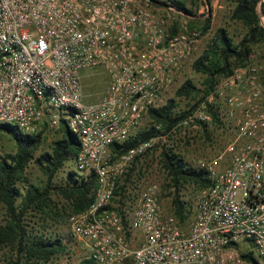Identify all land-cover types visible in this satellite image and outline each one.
<instances>
[{
    "label": "built area",
    "instance_id": "2783aa9c",
    "mask_svg": "<svg viewBox=\"0 0 264 264\" xmlns=\"http://www.w3.org/2000/svg\"><path fill=\"white\" fill-rule=\"evenodd\" d=\"M181 13L168 5L159 15L141 0H0V123L33 134L44 120L58 127L64 119L77 136L75 170L94 174L97 186L90 206L69 214L68 230L86 244L88 264H264V82L258 66H238L221 77L166 133L123 152L111 147L128 140L150 108L166 103L192 57L200 31L169 25L171 14ZM93 67L105 71L107 83L98 100L87 102L82 71ZM209 104L220 106L223 124L214 123ZM214 125L228 139L196 164L210 183L188 198V221L163 208L157 180L131 191L125 213L111 207L137 157L160 139ZM54 260L68 264L62 255Z\"/></svg>",
    "mask_w": 264,
    "mask_h": 264
},
{
    "label": "trees",
    "instance_id": "16d2710c",
    "mask_svg": "<svg viewBox=\"0 0 264 264\" xmlns=\"http://www.w3.org/2000/svg\"><path fill=\"white\" fill-rule=\"evenodd\" d=\"M163 5H173L177 10L190 18H201L203 24L200 33L207 32L210 18L196 15L190 8L179 0H155ZM208 6L211 0H192ZM231 18L239 22L244 28L242 38L235 42L225 28H219L215 36L207 43L203 52L193 61L192 67L196 72L205 76L202 87L197 86L191 79H186L176 89L178 97H189L202 94L190 108L178 107L175 98L167 99L158 108H150L146 115L150 119L149 125L134 132L122 144H112V149L118 152L166 133L176 125L191 109L209 94L215 83L223 76L230 74L236 67L244 65L254 52V45L264 42V27L260 24V17L264 16V0H232ZM203 17V18H202ZM190 29L196 28L193 22H188ZM175 29L173 28L172 31ZM264 82V73L262 75ZM195 97V96H194ZM208 110L212 114L216 125H221V109L217 104H209ZM159 126V127H157ZM61 136L55 139L50 151H45L35 158L40 169L46 175L43 184L27 183L26 168L34 157L42 142V131L27 134L17 126L0 123V131L8 133L16 142V151L0 157V203L4 208L3 221L0 223V247L6 250L5 264H48L56 257L68 251L67 243L62 238L46 236L40 230L37 220H45V216L52 212L51 204L69 206L71 213L87 209L93 202L97 186L94 174L82 175L76 170H68L58 181L57 173L66 163H73L80 148L77 136L68 128L64 119L58 126ZM161 165L165 172V196H170V212L181 223L188 221L193 212L191 200L185 197L184 190L188 186L201 189L210 183L206 172L189 164L185 158L171 147L164 148L161 153ZM135 160H139L137 157ZM135 162L121 179L114 192L111 206L121 213H125L131 206L132 196L129 190L137 187L132 179ZM23 183V184H22ZM25 183V184H24ZM52 195L58 198L53 202ZM37 225V227L35 226ZM252 258L250 255H246ZM88 264V259L85 260Z\"/></svg>",
    "mask_w": 264,
    "mask_h": 264
},
{
    "label": "rangeland",
    "instance_id": "374dc122",
    "mask_svg": "<svg viewBox=\"0 0 264 264\" xmlns=\"http://www.w3.org/2000/svg\"><path fill=\"white\" fill-rule=\"evenodd\" d=\"M183 2L186 7L190 8L196 15H204L210 18V25L205 33H200L198 38L195 51L192 57L187 61L184 67V71L181 76L176 80L174 86L169 90L166 96V101L169 98H175L178 107L188 109L194 104L200 97V94L192 95L189 97H178L175 94L176 89L186 79H191L197 86L202 87L201 84L205 76L199 72H196L193 67V61L203 52L206 48L207 43L215 36L219 28H225L229 35L238 42L243 34V26L231 18V8L233 7L232 0H211L210 4L206 6L200 1L196 2V5L192 0H179ZM143 5L149 6L152 10L159 13V15H165L168 12V6L163 5L155 0H141ZM173 17L169 21V25L174 29H182V25H187L188 22H193L194 26L200 31V27L203 24L201 18H192V20L186 17L185 14H171ZM203 18V17H202ZM253 64L259 67L260 74L264 73V42H258L254 45V52L250 56L249 60L244 64ZM107 77L105 71L101 67L88 68L82 71V84L84 90L85 101L98 100L106 86ZM150 123V119L147 115H144L135 132L146 128ZM42 142L35 151L34 157L26 168V177L28 178L27 183L43 184L46 179V175L40 169L39 165L35 163V158L39 157L41 153L50 151L53 141L61 136L58 127H51L48 125L47 120L42 123ZM38 131V132H39ZM227 136L222 134L219 127L212 126L208 130L199 128L197 130H189L186 135H173L168 138H163L158 141L156 145L146 154L141 156L139 160H136L134 170L132 171V179L135 180L137 186H142L151 180H157L161 184V199L162 206L166 211L170 212V196H165L164 183H165V172L161 165L160 153L164 146H170L175 148L185 160L192 166H196L198 160L213 156L215 152L221 149L227 141ZM16 151V142L11 135L0 131V157L5 154H13ZM68 170H75L74 162L66 163L62 170H60L55 176V180L65 174ZM124 179V178H122ZM23 184V183H22ZM25 184V183H24ZM130 193L133 188L129 187ZM198 188L195 186H188L184 193L186 198L193 199L198 192ZM53 202L57 201L58 198L52 195ZM115 205V201H112ZM52 212L47 214H41L45 216V220L34 217L37 220L38 227L44 231L46 236L60 237L67 243L68 251L62 255V259H67L68 264H86L85 260L88 257V248L82 240L72 238L69 236L68 230V216L71 213L70 207L64 204L54 206L51 204ZM4 208L0 203V223L3 221ZM37 225H35L37 227ZM6 250L0 247V264H5L8 257H6ZM60 260V258H58ZM52 261L48 264H53Z\"/></svg>",
    "mask_w": 264,
    "mask_h": 264
}]
</instances>
